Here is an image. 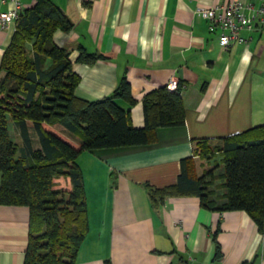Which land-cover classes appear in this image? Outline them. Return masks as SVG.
<instances>
[{"label": "crops", "instance_id": "0c3cea01", "mask_svg": "<svg viewBox=\"0 0 264 264\" xmlns=\"http://www.w3.org/2000/svg\"><path fill=\"white\" fill-rule=\"evenodd\" d=\"M53 1L73 22L68 31L57 29L54 41L70 51L80 76L76 95L88 100L110 95L126 75L136 102L120 104L140 127L144 95L176 77L186 109L185 123L158 127L152 143L79 154L89 228L75 264H264V234L247 211L208 209L196 195L170 196L154 208L144 186L176 182L182 158L193 155L194 139L241 132L253 137L264 125V25L243 29L251 39L226 47L200 8L230 0ZM241 1L247 12L264 7V0ZM36 2L21 0L22 12ZM11 6V0H0V10ZM14 27L0 28V65ZM81 47L98 58L79 60ZM27 124L34 147H40L34 122ZM43 125L76 138L61 125ZM9 132L22 148L20 127L12 119ZM216 172H223L222 164ZM29 219L27 205L0 203V264H24ZM218 225L223 257L216 262Z\"/></svg>", "mask_w": 264, "mask_h": 264}, {"label": "trees", "instance_id": "16d2710c", "mask_svg": "<svg viewBox=\"0 0 264 264\" xmlns=\"http://www.w3.org/2000/svg\"><path fill=\"white\" fill-rule=\"evenodd\" d=\"M72 26L53 0H37L21 13L1 60L0 203L29 207L24 264L76 263L89 228L84 177L76 162L82 151L149 144L156 140L158 127L184 124L186 119L180 86L169 90L164 85L144 95L140 127L133 124L130 109L120 104V100L136 102L126 75L110 95L96 100L76 95L80 76L72 67L70 51L54 41L57 29L68 31ZM96 58L80 48L79 60ZM11 119L20 127L22 148L10 135ZM29 119L40 147L33 145ZM44 123L61 125L76 138L66 139ZM256 129L253 137L241 132L219 140L194 139L193 155L182 158L176 182L144 184L152 206L159 207L170 196L196 195L208 209L247 211L264 234V125ZM206 164L212 165L200 170ZM220 164L223 172L217 173ZM59 175L69 178V188L56 186ZM219 229L218 225L213 232L216 262L223 257Z\"/></svg>", "mask_w": 264, "mask_h": 264}, {"label": "built area", "instance_id": "2783aa9c", "mask_svg": "<svg viewBox=\"0 0 264 264\" xmlns=\"http://www.w3.org/2000/svg\"><path fill=\"white\" fill-rule=\"evenodd\" d=\"M5 1V0H3ZM12 6L7 10H0V28H10L15 24L22 13L21 0H11ZM248 6L241 0H230L225 3H217L200 8L202 14L208 20L210 31H219L220 43L223 46H230L232 43L246 42L251 37H245L241 31L243 29L252 30L264 25V7H258L251 12H247ZM169 90L179 88V80L176 77L170 78L167 83Z\"/></svg>", "mask_w": 264, "mask_h": 264}, {"label": "rangeland", "instance_id": "374dc122", "mask_svg": "<svg viewBox=\"0 0 264 264\" xmlns=\"http://www.w3.org/2000/svg\"><path fill=\"white\" fill-rule=\"evenodd\" d=\"M17 148H18V154H19V152H20L19 147L17 146ZM217 157H218L217 159L220 158V156H217ZM54 180H55L57 187H65V188L70 187L69 178L66 175L56 176ZM0 181H1V179H0Z\"/></svg>", "mask_w": 264, "mask_h": 264}]
</instances>
